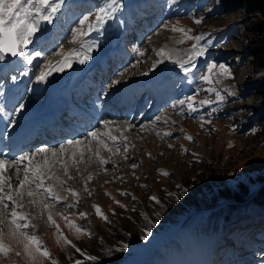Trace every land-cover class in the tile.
Masks as SVG:
<instances>
[{
  "label": "rangeland",
  "instance_id": "374dc122",
  "mask_svg": "<svg viewBox=\"0 0 264 264\" xmlns=\"http://www.w3.org/2000/svg\"><path fill=\"white\" fill-rule=\"evenodd\" d=\"M191 1L198 5L197 16L191 17L189 13L193 3L185 5L169 0H150L148 5L142 6L145 8L148 6L149 9H146L141 17L133 16L132 27H145L144 25L150 20V31L136 46L135 51L138 52L131 61V67L121 72L114 82L121 85L134 77L157 71L169 70L175 73L179 69L180 73L183 69L173 61L186 59L195 45L197 51L203 52V55L194 56V60L198 59L195 63L198 68L204 63L205 66L208 63H216L224 64L229 69L230 78L227 75L217 76L216 71L212 73V79L218 81L214 86L224 97L223 101H215L214 93L204 91L209 85L199 77L205 71V66L201 71L196 68L195 77L198 75L197 80L200 85H197L194 93L197 97V103L193 105L195 111H191L188 105L185 106V113L190 112L189 117L170 106L168 109L165 107L161 109L162 113L157 118H152L153 121L152 119L146 122L140 121L133 126L127 121L109 123L106 120L108 125L97 127L93 131L97 133L99 140L105 141L110 148H120V152L112 153L105 150L102 144L88 135L75 140H80L84 144L89 141L86 145L92 147L91 153L86 151V145H81L84 149L75 148L74 144H69L68 141L62 146L69 152L57 151L58 156L52 154L48 159L38 157V160H32L31 164L29 161L22 162L19 173L21 179L25 168L30 172L37 168L41 172H48L50 169L54 173L53 179L46 180L45 183L51 185L59 196L66 199L54 206L42 195L33 197L25 195L22 199H18L17 202L22 207H17L15 210L26 217V221L20 223L28 222L31 226L15 232V235H13L14 226L9 222L11 209L5 211L0 205V229H2L0 240L10 249L7 255L0 253V264H76V261L84 264L85 259L91 260L86 264H106L101 263V260L94 263V259L91 258L92 252L96 253V249L91 245L93 248L91 251L87 244H90L89 241L99 245L104 243L113 228L123 236L121 238L119 236L118 239L112 236L110 239L116 242L113 245L117 251V254L113 255L111 264L114 262L115 264H183L184 253L189 254V259L196 264L190 248L195 254L204 246L195 248V232L200 228L198 225L201 222L209 224L210 214H216L219 210L196 211L193 209L195 205L203 203L208 198L213 202L220 198L222 206L237 204L239 200L232 194L239 193L240 197L246 199L247 211L255 214L253 198L256 194L254 187L258 185L256 177L264 172V121L261 122L257 117L255 109L259 107L258 99L251 90L258 75L248 71L246 62L242 60L244 48L240 41L241 28L237 27L241 13L238 9L223 13V5L227 0ZM77 3L78 6L69 11L64 9L59 17L53 16L52 23L41 22L42 28L45 27L47 30L46 33L52 30L54 25L52 39L54 42L58 41V44L50 53L44 54V61L38 66L36 75L39 76L49 62L62 56L79 41L88 38L91 30L86 25L79 24V20L85 14L94 15L99 12L101 6L110 9L113 14L121 7L123 0H117L116 3H112V0H89V4L84 0H77ZM208 3L210 5L204 11ZM125 10L128 11L129 8ZM134 10L137 12L135 8ZM123 13L125 15V12ZM109 20L112 19L105 18L101 23L106 24ZM196 20H200L201 23H195ZM123 23L125 22H117V30ZM82 27L86 34L83 37L77 35V42L73 43V33ZM60 29H63L61 34L63 38L59 40L58 37L53 38ZM181 29L184 31H180ZM197 36L201 39H194ZM31 46H34V43L30 44L26 51L36 58L35 53L38 51L31 52ZM84 50L86 51L84 48H79L76 52L84 53ZM161 50L163 56L159 54ZM24 61L27 63L25 59ZM74 71L77 74L76 70ZM141 78L144 79L139 77L136 80H140H134L133 85H137ZM43 81L35 83L34 86L40 85ZM185 88L190 90L187 84ZM179 93L180 90L177 99ZM44 95L45 93H41V99ZM202 99L214 101L209 117L202 118L204 112L202 106V113L191 118V114L197 112L199 101ZM128 127L127 132L122 131V128ZM106 134L117 137L116 143L113 144ZM170 144L172 147H169ZM125 147L126 152L123 151ZM96 149H99V158L95 155ZM47 150L50 152L59 149ZM38 152L28 153L27 156L34 157ZM71 153L75 156L69 155ZM81 154H84V159L77 164L76 161ZM100 159L106 160L107 163L100 164ZM65 162H71L68 165L70 168L67 169L68 175L63 173L64 175L61 176ZM133 163L136 165L135 168L131 167ZM54 168L58 171L55 172ZM10 173L14 176L17 174L15 169L10 170ZM68 176H72L73 179H69ZM89 176L91 180H88ZM11 183L15 188L16 181ZM244 186L247 188L246 192L242 191ZM30 188L34 186L26 184L21 191L27 192ZM65 188L72 189L77 196H72L70 192L65 191ZM5 189L7 191L6 184ZM153 196L159 203L151 199ZM33 200L35 204L30 202ZM45 203L49 204L48 208L44 207ZM189 203L194 206L183 208ZM94 205L100 208L102 215H97ZM177 208L180 209L176 210ZM79 213L86 215L81 217ZM158 213L160 217L157 216ZM49 215L52 216V222L48 220ZM179 218H182L181 223L178 221ZM206 223L201 225V231L198 232V242H202L204 236L207 237L209 226ZM123 230H126L124 234ZM22 232L37 237L41 248H46L49 256L47 258L40 256L39 253H35V246L30 245V251L36 255L35 260L31 259L25 252L27 241ZM260 239L264 241V235ZM172 243L180 249L181 255H175ZM208 243L213 245L209 241ZM188 246L190 248L186 250ZM216 247L212 246L209 249V255L215 254ZM206 248L208 244L203 249L204 254ZM16 252H20L21 255L17 256ZM166 253L173 255L172 257L168 255L167 259ZM246 253L249 255L243 257L245 263L252 264L250 262L252 261L253 264H264V260L257 259L256 262L254 259L259 256L264 258V254L253 251ZM215 256L219 258V254ZM225 261L228 262L229 259Z\"/></svg>",
  "mask_w": 264,
  "mask_h": 264
},
{
  "label": "snow or ice",
  "instance_id": "6c2138e0",
  "mask_svg": "<svg viewBox=\"0 0 264 264\" xmlns=\"http://www.w3.org/2000/svg\"><path fill=\"white\" fill-rule=\"evenodd\" d=\"M116 2L117 0H112V3ZM63 3L64 0H58V2L57 0H0V63L6 62L7 57L10 55L11 57H22L27 61L28 64H32L34 57L29 51H26V49L35 41L45 39V37L43 36L41 22L52 23L54 14L59 10L60 5ZM108 10V8L103 6L99 8V12L94 14V19L97 23L104 20L105 17L101 15V13H105ZM195 23L200 24L201 21L196 20ZM79 24L82 26L86 25L89 30H91L93 27L88 16H84L82 19H80ZM173 31H177V29H173ZM180 31L184 30L181 29ZM37 32H40L39 36L36 35ZM85 34L86 33L83 27L77 29L76 32L73 33L72 42H77V35L83 37ZM189 38L191 39L192 37ZM194 39L200 40L201 37L197 36L194 37ZM159 54L163 56V50H161ZM141 55H144V53H141ZM198 55H203V52L202 50L197 51L196 46L193 45L192 53L186 59L176 60L173 61V63L179 64L180 68L183 69V73L186 77L189 74L195 75L194 70L197 68V65L194 62V56ZM39 56L40 53L36 52L35 57ZM64 64H67V58H65ZM214 71H216L217 76L227 75L229 78L231 77L229 69L224 64L217 65L216 63H208L205 66V71L201 73L199 79L203 80L206 84L209 85V87L204 91L214 93L215 101L222 102L224 97L220 95V92L214 86L216 83H218V81H214L212 79V73ZM146 74L147 73H145V75ZM47 75L48 73L41 71L37 79L39 81H43L46 79ZM231 94L232 93H229V95ZM188 100L195 102L194 97H188ZM213 102L214 101L211 99H202L199 101V103L204 105H210ZM179 103L183 105L185 101L181 100ZM19 107L23 109L24 105H20ZM173 107H175V105H173ZM188 107L191 111H195L193 103H189ZM89 135L93 140L97 141L99 144H102L105 150L112 153H118L121 151L120 148H110L105 141L99 140L96 132H92ZM106 135H108V138L112 141L113 144L116 143L117 137L111 136L110 134ZM166 135L171 134L166 133ZM187 139L190 140L191 137H187ZM81 143L82 142L80 140L69 141V144L80 145ZM85 147L88 153H91L93 151L90 145H86ZM169 147H172V145L170 144ZM38 151L40 154H43L48 150L41 148ZM57 151L62 153L64 151V146H61L59 150H53L52 154L57 155ZM123 151L126 152L127 148L125 147ZM73 155L75 156V154ZM95 155L97 156V158H99V149L95 150ZM32 159V156H21L19 160H16L12 163V167L17 173L15 188H13V184L11 183V176H8L7 180H5L3 176V173L7 170L6 165L9 162L0 160V193H3V195H0V205H2L3 210L5 211L11 209L9 222L14 226L15 229L13 235H15V232H19L22 229H27L31 226L28 222L20 223V221H26V217L22 214L17 213L15 210L17 207H22V205L18 204V199H22L25 195H27L28 197L42 195L45 200L52 202V206L57 203H61L66 199V197L59 196L58 193L53 190V187L51 185L45 183L46 180L53 179L54 173H52L50 169L48 170V172H41L37 168L30 172L28 168H25L23 172V178H20L19 173L21 161L27 160L29 161V164H31ZM83 159L84 154H81L79 160H77L76 163H79ZM99 163L105 164L107 163V161L104 159H100ZM131 167L135 168L136 165L133 163ZM64 173L65 175H68V170L66 167L64 168ZM164 174L166 175L167 173ZM68 178L73 179L72 176H68ZM56 179L57 181H59L58 177ZM88 180H91L90 176L88 177ZM5 184L7 187V191L5 189ZM26 184L33 185L34 188H30L27 192L21 191V189L25 188ZM85 190H87V187H85ZM65 191L70 192L72 196H77V193L70 188H65ZM151 199L153 201H156V203H159V201L156 200L155 196L151 197ZM30 202L35 204L34 200ZM44 207L48 208L49 204L45 203ZM93 207L96 209L97 215H102L101 210L98 206L94 205ZM79 215L81 217H84L86 214L79 213ZM64 219H67V217H64ZM104 219H107V217H104ZM48 220L52 222L51 215L48 216ZM0 234H2V229H0ZM21 234L27 241V243L25 244V252L30 256L31 259H36L35 253H39L40 256H43L45 258L49 256L47 249L41 248L40 241L37 237H35L34 235L29 236L26 232H22ZM30 245L35 246V253L30 251ZM8 251H10V249L6 248L2 240H0V253H4L5 255H7ZM77 251H79V249H77ZM16 255L20 256L21 253L16 252ZM76 264H80V261H76Z\"/></svg>",
  "mask_w": 264,
  "mask_h": 264
},
{
  "label": "trees",
  "instance_id": "16d2710c",
  "mask_svg": "<svg viewBox=\"0 0 264 264\" xmlns=\"http://www.w3.org/2000/svg\"><path fill=\"white\" fill-rule=\"evenodd\" d=\"M223 8H224L223 13H226L228 11H235L236 9H238L239 12L241 13L239 22H237V27L241 28L240 41L242 42L244 48L242 60L246 62L248 71L258 75L254 86L251 87V90L254 97L258 99L257 104L259 105V107L255 109L257 110V117L259 118V120H261V122H263L264 121V0H227L224 3ZM221 10L222 8L220 9V12ZM256 183L258 185L254 187L256 194L254 195L253 201L256 204L260 205V207L264 211V172L262 174L257 175ZM246 189L247 188L244 186L242 191L246 192L247 191ZM225 191H227V189H225ZM232 195L237 200L243 199L242 197L239 196V193H234ZM220 200L221 199L218 198L215 202H213L211 199L208 198L203 203L197 204L195 206L192 205V203H189L186 204L185 207L183 206V208L189 207L191 205L194 206L193 209L214 208L216 205L220 204ZM233 208H237L236 209L237 221L238 222L244 221L245 219L242 218L247 215L246 212L243 210V207L228 205L226 207L218 209L219 210L218 213L224 216H220L219 218L217 217V213L210 214L209 217H214L212 220V227L216 226V224L220 220H222L223 223L227 221L231 213V210ZM178 209L180 208H177L176 210ZM181 214L182 213H180V215ZM157 216L160 217V214L158 213ZM125 231L126 230H123L122 233L124 234ZM199 231H201V229ZM117 232L118 231L113 228V230L109 232L107 235L108 240H104V243H101L100 245L99 243H91V241H89L90 244H87L89 249L93 251L91 245H94V249H96V253L94 251L92 252V258H94V263H97V260H101V263L104 262L106 264H111L113 262V255L117 254V251L115 249L116 247L115 245H113L116 242L114 240L111 241L110 239L112 236L117 237L118 239L120 235ZM121 236L119 238H121ZM84 261H85L84 264H86L89 263V261L91 260L85 259Z\"/></svg>",
  "mask_w": 264,
  "mask_h": 264
},
{
  "label": "bare ground",
  "instance_id": "6f19581e",
  "mask_svg": "<svg viewBox=\"0 0 264 264\" xmlns=\"http://www.w3.org/2000/svg\"><path fill=\"white\" fill-rule=\"evenodd\" d=\"M125 11V14L127 13V10H124ZM139 12V11H138ZM123 15H124V13H123ZM126 16V15H125ZM124 20V19H123ZM122 20V21H123ZM123 22H125V21H123ZM47 36H49V35H47ZM121 38H123V36L121 37ZM82 51V50H81ZM92 53H94V52H92ZM75 54H78V60H77V65H75L74 66V70H76V72L78 73V71L81 69V67L85 64V63H87V62H91L92 60H98L99 58L98 57H96V56H93V55H91V53L90 52H88L87 50L85 51L84 50V53L82 52H80V51H78V52H76ZM125 55V54H124ZM119 56H122V55H119ZM18 63V59H12V60H6V62H2V63H0V69H8V68H10L11 66H15L16 64ZM19 66V68H21V65H18ZM67 68V64H64V62L63 63H61V64H58L57 66H56V68H54L53 70H52V72L50 73V75H48L47 77H46V79L43 81V82H41V84H44L45 85V95H44V98L45 97H47V98H49L51 95H48L47 96V94H49L51 91H52V89L55 87V86H60V85H62L65 81L63 80V77H61V75L62 74H64V72H65V69ZM59 69V70H58ZM73 70V73H75V71ZM171 70V69H170ZM161 72H164V73H166L167 75H169V73H170V71L169 70H165V71H161ZM161 72H159L158 71V74H155V75H153V77L154 78H151L150 77V79L149 80H147V81H143L144 79H142L137 85H133V86H135V87H138V86H146V87H151V86H154V87H156L157 88V90L155 91H151L153 94H162V91H161V89H160V86H161V79H160V77H161ZM159 76V77H158ZM73 75L71 76V80L73 79ZM26 78H28V73H27V71H25V72H23V80L24 79H26ZM140 80V79H139ZM139 80H136V81H139ZM135 81V82H136ZM13 83L14 82H16V81H12ZM17 82H19V80L17 81ZM21 83L23 84V82L21 81ZM21 83H17V84H14L13 85V88H14V91L13 92H11L10 93V96L7 98L6 97V92H5V90H4V87L3 86H1L0 87V112H1V114L3 115V119L4 120H6V121H10L12 118H14V112H12V111H6L5 110V105H7V106H16L17 104L14 102V98L17 96V92L19 91V89L22 87V84ZM40 84V85H41ZM37 85V84H36ZM40 85H38V86H34V87H30L29 88V91H28V93L26 94V99H25V101H24V103H26L27 105L29 104V103H31V102H33V103H36V102H41V101H43L44 100V98L43 99H41V91L38 89L39 87H40ZM46 86L50 89H48V88H46ZM134 89V88H133ZM131 91V90H130ZM29 107V105L26 107V109ZM33 111V113H36V111L35 110H32ZM105 122H107V121H105ZM105 122L103 123V125H102V127H104V126H106V125H108V123H106L105 124ZM111 122V120L109 121V123ZM128 122V121H127ZM130 125V124H129ZM109 126H111V127H113V128H115V126H113V125H109ZM106 128H108V127H106ZM120 129H121V127H119ZM129 130V127L128 128H126V129H123L122 128V131H125V132H127ZM91 137V136H90ZM83 138V137H82ZM82 138H78V139H82ZM92 139V138H91ZM69 141V140H68ZM67 141V142H68ZM71 141V140H70ZM74 141V140H73ZM85 141V140H84ZM86 144H89V141L86 143ZM86 144H84V143H81L80 145H76V144H74V146L73 147H75V148H82L81 147V145H86ZM63 145V144H62ZM62 145H59L57 148H55V149H59ZM68 145V144H67ZM71 147H72V145H71ZM72 147V148H73ZM95 147V146H94ZM69 149H70V147H69ZM82 149H84V148H82ZM53 150V149H52ZM75 150V149H74ZM65 151H67V148H65L64 149V151L63 152H65ZM36 152H38V150L36 151ZM51 152V153H50ZM50 152H45V153H43V154H40L39 152L37 153V155H35L34 157H33V159L32 160H34L35 161V159H37L38 157L39 158H44V159H48V158H50L51 157V155H52V151H50ZM67 152H69V151H67ZM84 152V151H83ZM57 154H58V152H57ZM73 153H71V154H69V155H72ZM77 154V153H76ZM23 156V155H22ZM27 156V155H26ZM55 156V155H54ZM58 156V155H57ZM66 157V156H65ZM69 157V156H68ZM74 157V156H73ZM20 158V157H19ZM60 158V157H59ZM38 160V159H37ZM52 160V159H51ZM58 160V159H57ZM67 160V159H66ZM21 162H26V163H28V161H21ZM38 162V161H37ZM36 162V163H37ZM60 162V161H59ZM71 162H65L64 163V167H66L67 169L68 168H70L68 165L70 164ZM76 164V163H75ZM78 164V163H77ZM42 165V164H41ZM48 165V164H47ZM73 166H74V164H72ZM44 166V165H43ZM33 167V166H32ZM6 168H7V165H6ZM47 168V167H46ZM51 168V167H50ZM34 170V169H33ZM48 170V169H47ZM43 171V170H42ZM54 171L55 172H57L58 171V169H56V168H54ZM52 172V171H51ZM61 172V171H60ZM60 172H59V174H60ZM53 173V172H52ZM64 172H62L61 173V176H62V174H63ZM64 175V174H63ZM3 176H4V178H5V180H7V177L8 176H11V182H14V181H16V176H17V174H16V176H14V175H12L11 173H10V170L7 168V170L3 173Z\"/></svg>",
  "mask_w": 264,
  "mask_h": 264
},
{
  "label": "water",
  "instance_id": "95a60500",
  "mask_svg": "<svg viewBox=\"0 0 264 264\" xmlns=\"http://www.w3.org/2000/svg\"><path fill=\"white\" fill-rule=\"evenodd\" d=\"M9 57H11V56L9 55L7 58H9Z\"/></svg>",
  "mask_w": 264,
  "mask_h": 264
}]
</instances>
